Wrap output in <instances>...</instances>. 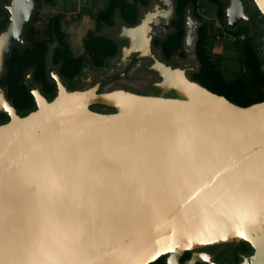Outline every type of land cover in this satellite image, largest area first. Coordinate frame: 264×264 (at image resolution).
Returning a JSON list of instances; mask_svg holds the SVG:
<instances>
[{
	"label": "water",
	"instance_id": "water-1",
	"mask_svg": "<svg viewBox=\"0 0 264 264\" xmlns=\"http://www.w3.org/2000/svg\"><path fill=\"white\" fill-rule=\"evenodd\" d=\"M253 2L264 15V0ZM8 8L0 76L37 3ZM240 11L232 0L230 27ZM173 13V0H156L137 24L112 29L128 38L115 61L153 60L158 95L100 91L125 72L68 91L51 68L57 98L32 84L41 106L21 116L0 85V113L11 116L0 123V264L175 263L188 249L244 241L253 250L240 264H264V100L241 105L159 59L154 26L169 28Z\"/></svg>",
	"mask_w": 264,
	"mask_h": 264
},
{
	"label": "flooded vegetation",
	"instance_id": "flooded-vegetation-1",
	"mask_svg": "<svg viewBox=\"0 0 264 264\" xmlns=\"http://www.w3.org/2000/svg\"><path fill=\"white\" fill-rule=\"evenodd\" d=\"M174 1V13L170 20V27L166 28L163 24L164 19L160 18V24L155 25L154 29L156 30V34L153 35L152 39V50L157 55V57L167 63L172 64L173 66H180L182 68H187V74L192 79L195 72L199 71L201 64H200V56L197 50L198 46V40L201 36L202 32V26L207 21L203 18L201 12L199 11V2L201 0H198L197 3H190L186 7L185 12V22H184V37L182 44L176 48L174 47V43L171 41L170 45L164 46V41L168 40L170 34L176 33L178 30V27L173 23V20L176 17V0ZM208 1V0H207ZM240 4V16L235 21L234 26L230 27L231 21V13L229 12V9L232 6V0H223L224 2V10L223 15L220 14V3H214L217 6L218 9V17L219 21L222 25V27L225 29L229 35L236 37L243 36V40L245 41L247 39V36L252 37L254 39V42L256 43V40L258 42L264 43V15L260 8L253 2V0H238ZM37 3V10H38V1L35 0ZM11 0H0V21L7 20L6 25L4 28L0 29V33L6 29L8 26L12 12L9 10L8 6L10 5ZM156 4V0H150L147 5L140 4V13H139V19L137 21L140 22V19L144 15V12L153 8V6ZM35 15L32 17V21L30 23H27L23 28V37L26 43L21 46L16 41H13L10 46V51L5 57V63H4V72L1 74V76L9 70L8 67V60L12 56V53L18 52L19 54H22V52L31 45V40L28 36V27L31 25V23L34 20ZM190 17L192 20H190ZM116 25L114 27H111L108 24L102 23V27L104 29H107L106 34L104 36H112L119 44L120 50L123 46L128 45V38L122 37L119 35L112 34V29L117 27L120 23L119 15H115ZM136 23V24H137ZM129 25V24H128ZM135 25V24H133ZM132 26V25H129ZM162 26V27H161ZM243 27L246 33L241 34H233L227 31V28L230 30L237 31L239 28ZM164 29V32H162ZM192 30L191 35V41L187 44V38L189 35V31ZM208 30V27H207ZM207 36L208 31H207ZM46 38H50V36L44 35ZM242 41V44L243 42ZM209 42V39H208ZM57 45V42L55 41L53 44H50V51L48 53V59H47V69H48V77L50 81H52L55 86L52 87L48 82L39 79V77L35 76V70L29 69V71L25 74L24 81L27 83L30 91L34 95L31 99L32 101H28L23 97L17 100L13 99L9 95L10 85L9 84H2L0 82V85L5 89L6 95L8 99L12 102V104L16 107L18 113L21 116H27L30 113L34 112L41 106V102L39 98L34 94L33 90L31 89L32 84L38 85L39 89L43 93L44 97L47 101H53L57 98L58 91H57V83L52 78L51 75V68H55L57 72L61 75V77L64 78L66 82V90L68 91H74V90H83L92 85V83H89V75H91L92 79L95 80H101L105 79L109 76H115L119 75L122 72H125V76L118 77L115 80H112L111 82H108L106 84H103L100 88V91H115V90H125L130 91L138 94H144V95H158L161 93V91L155 86V82L159 81L158 74L152 70L148 69V66H151L153 64V60L150 57H144L140 59L135 58V54L132 56L115 61V57L119 54L111 58L108 63L102 67H99L95 64H92L88 62V60H85V65L82 69V71L76 75L73 78H66L64 77L61 72L60 68L56 65H54L52 61L53 56V48ZM257 48L259 49V52L261 56L264 58V49L257 44ZM133 71V73H131ZM29 74H32L31 80L28 81ZM0 76V78H1ZM126 81L127 83H132L130 81L135 82L139 85L138 89L133 88H126L122 85H117L118 82ZM196 81V80H195ZM128 83V84H129ZM94 110H97L99 112H114L115 110L109 107L101 106V105H93L91 107ZM6 114V115H2ZM11 120V116L8 115L5 112L0 113V123H6ZM242 243V242H240ZM240 243H233V242H226V243H216V244H209L205 246H201L194 249H188L179 254L177 259L175 260V263L171 260V254H164L162 263L159 264H240L243 260L242 255L243 254H249L242 251L240 247H237L235 244ZM253 250V248H252ZM252 252V251H251ZM250 252V253H251ZM201 253H208L212 255V259L207 257H197ZM160 258V257H159Z\"/></svg>",
	"mask_w": 264,
	"mask_h": 264
},
{
	"label": "trees",
	"instance_id": "trees-1",
	"mask_svg": "<svg viewBox=\"0 0 264 264\" xmlns=\"http://www.w3.org/2000/svg\"><path fill=\"white\" fill-rule=\"evenodd\" d=\"M40 8L44 3L53 5L55 0H37ZM150 0H109L105 9L99 11L97 19L99 24L105 23L114 27L116 25L115 15H119V19L125 21L129 25L136 24L139 19L140 4L147 5ZM198 0H176V17L173 23L178 27L176 33L170 34L168 40L164 41V46L170 45L172 41L174 47L178 48L184 37V22L186 7L190 3H197ZM220 3V14L223 15V0H208ZM38 10L31 25L28 27V36L31 45L28 46L22 54L18 52L12 53L8 60L7 70L0 78L2 84H9V95L17 100L23 97L28 101H32L34 96L30 91L27 83L24 81L25 74L29 69L35 70V76L48 82L52 87L55 84L48 77L47 59L50 51V44L55 41L57 45L53 48L52 61L54 65L60 68L61 74L66 78H73L78 75L84 65V56L75 55L72 51V45L66 32L61 28L63 13H58L48 19V26L43 31L50 38L41 37L35 26V21L40 20ZM7 20L0 21V29L4 28ZM227 31L233 34L246 33L241 27L237 31ZM209 37L207 36L206 23L202 26L201 36L198 40L197 50L200 56L201 67L195 72L193 78L207 87L213 92L227 96L229 99L241 105H250L255 102L264 100V58L261 56L259 49L252 37L247 36L241 47V59L243 64L242 76L234 81H227L216 64L212 61L209 53ZM85 54L88 56V62L102 67L108 61L115 57L120 48L118 42L112 36H104L89 31L84 39ZM6 115V114H2ZM240 247L243 252L250 253L252 246L248 242L235 244ZM164 256L150 264L162 263Z\"/></svg>",
	"mask_w": 264,
	"mask_h": 264
},
{
	"label": "rangeland",
	"instance_id": "rangeland-1",
	"mask_svg": "<svg viewBox=\"0 0 264 264\" xmlns=\"http://www.w3.org/2000/svg\"><path fill=\"white\" fill-rule=\"evenodd\" d=\"M109 0H55L53 5L43 4L38 7V15L40 20L35 21V26L39 35L43 37V31L48 26V19L58 13H63L62 30L66 32L71 43L72 51L75 55L84 56L87 60V55L84 49V39L89 31H94L96 34L104 35L107 29L99 24L97 15L100 10L105 9ZM199 11L203 18L207 21L209 35V53L212 61L222 73L227 81H234L242 76L243 64L241 59V47L243 36L236 37L229 35L222 27L218 9L214 3L207 0L199 2ZM117 15V14H116ZM1 17V13H0ZM256 43L264 49V43ZM133 73V71L131 72ZM118 82L117 85H122L126 88L138 89L139 85L133 81Z\"/></svg>",
	"mask_w": 264,
	"mask_h": 264
}]
</instances>
